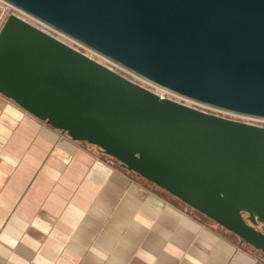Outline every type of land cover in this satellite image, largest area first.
Returning <instances> with one entry per match:
<instances>
[{
	"label": "water",
	"instance_id": "1",
	"mask_svg": "<svg viewBox=\"0 0 264 264\" xmlns=\"http://www.w3.org/2000/svg\"><path fill=\"white\" fill-rule=\"evenodd\" d=\"M9 1L159 87L264 118V0ZM0 94L264 257V126L162 97L14 14Z\"/></svg>",
	"mask_w": 264,
	"mask_h": 264
},
{
	"label": "crops",
	"instance_id": "2",
	"mask_svg": "<svg viewBox=\"0 0 264 264\" xmlns=\"http://www.w3.org/2000/svg\"><path fill=\"white\" fill-rule=\"evenodd\" d=\"M59 133L0 94V264H264L234 233Z\"/></svg>",
	"mask_w": 264,
	"mask_h": 264
},
{
	"label": "rangeland",
	"instance_id": "3",
	"mask_svg": "<svg viewBox=\"0 0 264 264\" xmlns=\"http://www.w3.org/2000/svg\"><path fill=\"white\" fill-rule=\"evenodd\" d=\"M2 14V10L0 8V15ZM53 26V25H52ZM63 34V33H62ZM68 39H65L63 36H60L61 39H63L65 42H67L68 44L70 45H73L75 46L76 48L78 49H81L82 51H86V53H89L95 57H99L98 55H101L103 57H107L106 55L100 53L99 51L91 48L90 46L84 44L83 42L77 40L76 38L68 35V34H64ZM109 58V57H108ZM107 58V59H108ZM111 58H109L108 60H110ZM112 61V59L110 60ZM114 61V60H113ZM112 61V62H113ZM108 63V62H107ZM114 70H117V72L123 74L124 76L128 77L129 79H132L134 80L135 82H138L139 84L141 85H144L154 91H157L156 88H154L153 86H151L148 82L136 77L132 72L133 71H128V70H123V68L121 69L120 66L118 65H115V62H114V65L113 64H110ZM121 65V64H120ZM179 101L183 102V103H186V104H189L191 106H194V107H197L199 109H202V110H205V111H208V112H211V113H215V114H218V115H221V116H224V117H228V118H231V119H236V120H240V121H245V122H250V123H254V124H258V125H261V126H264V118H258V117H251V116H245V115H240V114H236V113H233V112H229V111H224V110H216V109H213V108H210V107H206L205 105H202V104H198V103H192V102H189V101H183V100H180L178 99ZM61 132V131H60ZM59 134H63V132L59 133ZM66 135V134H65ZM91 148H96V146H91ZM100 156H104L105 158H110V160H114L118 163L117 160L113 159L112 157L110 156H107L105 154H102L100 153L99 154ZM142 178V177H141ZM145 180V179H144ZM143 181V180H142ZM146 181V182H145ZM143 181L144 183H146L149 187L151 188H154L157 192H160L161 194H163L164 197H166V199L172 203H175L178 207H180L182 210H184L185 212L195 216L197 219L201 220L202 222L206 223V224H213V225H217V226H220L217 222H215L214 220L208 218L206 215L202 214L201 212L195 210L194 208H192L191 206L187 205L186 203L182 202L181 200H179L178 198L170 195L168 192L164 191L163 189L159 188L158 186H156L155 184H152L151 182H148L147 180ZM259 229H261V225L258 226ZM236 239L237 241L239 242L240 241V238L238 236H236ZM245 246H247L249 248V245L246 244V243H243Z\"/></svg>",
	"mask_w": 264,
	"mask_h": 264
},
{
	"label": "built area",
	"instance_id": "4",
	"mask_svg": "<svg viewBox=\"0 0 264 264\" xmlns=\"http://www.w3.org/2000/svg\"><path fill=\"white\" fill-rule=\"evenodd\" d=\"M0 8H1V10H2V14L0 15V30H1V28L3 27V25H4V23H5V21L7 20V18L11 15V14H14V15H16V16H19V17H21V18H23V19H25V20H27V21H29V22H31V23H33L34 25H36V26H38V27H40L41 29H43V30H45L46 32H48V33H50V34H52V35H54L55 37H57V38H59L60 40H62V41H64L63 39H61V37L60 36H63L65 39H68L64 34L65 33H63V32H61V31H59L58 29H56L54 26H52L51 24H49V23H47V22H45V21H43V20H41V19H38V18H36V17H34V16H32L31 14H29L27 11H25L24 9H22L21 7H19L18 5H16V4H14V3H12L11 1H9V0H0ZM63 33V34H62ZM69 40V39H68ZM65 42V41H64ZM67 43V42H66ZM70 45V44H69ZM73 46V45H72ZM75 47V46H74ZM76 48V47H75ZM78 49V48H77ZM79 50H81V49H79ZM82 51V50H81ZM82 52H84L85 54H87V55H89L90 57H92V58H94L95 60H97V61H99V62H101L102 64H104V65H106V66H108V67H110L111 69H113L114 70V68L110 65V64H113L114 65V62L115 61H110V60H108L109 58L108 57H103V56H101V55H98L99 57L97 58V57H95V56H93V55H91V54H89V53H86V51H82ZM108 58V59H107ZM108 62V63H107ZM115 65H118V66H120L121 67V69L123 68V70H128V71H130L129 69H127L126 67H124L123 65H120L119 63H117V62H115ZM117 71V70H116ZM131 72V71H130ZM136 77H138V78H140V79H142V80H144V81H146V82H148L151 86H153L154 88H156V90L157 91H155V92H157L159 95H161L162 97H167V98H171V99H174V100H177V101H179L178 99H180V100H183V101H189V102H192V103H197V102H195V101H192V100H189V99H186V98H184V97H182V96H180V95H178V94H175V93H173V92H171V91H169V90H166V89H164V88H162V87H159V86H157V85H155V84H153V83H151V82H149V81H147V80H145L144 78H142V77H140V76H138L137 74H135L134 72H132ZM132 80V79H131ZM134 81V80H133ZM144 86V85H143ZM146 87V86H145ZM148 88V87H147ZM159 88H161V89H159ZM150 89V88H149ZM152 90V89H151ZM154 91V90H153ZM181 102V101H180ZM198 104H200V103H198ZM206 106V105H205ZM206 107H209V106H206ZM210 108H212V107H210ZM213 109H215V108H213ZM216 110H218V109H216ZM221 111V110H220Z\"/></svg>",
	"mask_w": 264,
	"mask_h": 264
},
{
	"label": "bare ground",
	"instance_id": "5",
	"mask_svg": "<svg viewBox=\"0 0 264 264\" xmlns=\"http://www.w3.org/2000/svg\"><path fill=\"white\" fill-rule=\"evenodd\" d=\"M159 89H161V88H159Z\"/></svg>",
	"mask_w": 264,
	"mask_h": 264
}]
</instances>
